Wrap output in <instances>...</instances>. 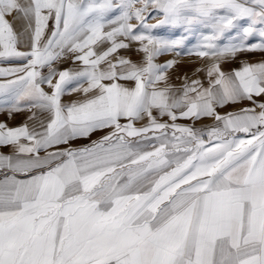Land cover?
I'll use <instances>...</instances> for the list:
<instances>
[{"label":"snow or ice","instance_id":"obj_1","mask_svg":"<svg viewBox=\"0 0 264 264\" xmlns=\"http://www.w3.org/2000/svg\"><path fill=\"white\" fill-rule=\"evenodd\" d=\"M169 52L207 64L158 88ZM245 52L264 0H0V113L28 114L0 122V264H264V60L222 67Z\"/></svg>","mask_w":264,"mask_h":264},{"label":"rangeland","instance_id":"obj_2","mask_svg":"<svg viewBox=\"0 0 264 264\" xmlns=\"http://www.w3.org/2000/svg\"><path fill=\"white\" fill-rule=\"evenodd\" d=\"M11 20V17H9ZM149 23H155V20H149ZM51 23V22H50ZM135 23V22H134ZM20 25H17V29H19ZM157 34L160 35H168L170 34V30L164 31L161 30ZM193 43H195V38H193ZM119 55L121 56H126L129 57L133 62H138L140 60L141 54L135 53V51L132 52H127L124 50H121L119 52ZM176 60V64L173 68L169 69L167 73V84L165 83H160L157 85L158 88H164V87H171L173 90L179 89L181 84L183 83V80L185 77H188L189 79H194L197 78L194 73L197 68L204 67L207 64L206 60H201L198 57L192 55H188L187 53H182L180 55H177L176 53H166L163 56H160L157 58L156 62L159 64H163L167 60ZM235 61L238 62L239 64L243 63H255L259 62L261 60H264V52H245L242 54H238V56L235 59H232L230 61ZM7 66V65H4ZM61 69L63 68H69V67H79V65H73L70 61L66 63H62L59 65ZM232 67L230 66L229 69ZM225 71H230L227 70V68H223ZM233 70V69H231ZM44 72H47V69L44 70ZM199 78L204 79L203 73L198 74ZM86 86V85H85ZM45 90H47V85H44ZM85 99V97L82 95L80 92H72L69 94H66L64 97H62V102L67 104L71 103L74 101H82ZM249 106L246 102L243 104H236V105H229L225 108L218 109L222 114L225 112H234V111H239L242 107H247ZM27 113L24 114H16L12 118H8L6 113H0V122H6L9 127H16L24 123L25 117L27 116ZM167 119V118H164ZM124 121H122L123 123ZM140 123L138 122L137 126H140ZM177 123L181 125H187V126H192L193 121L187 120V119H180L177 121ZM213 121L210 118H203L200 121L195 122L196 127H202L205 125H211ZM104 132H96L91 136V140H96L98 139L101 135H103ZM89 139H78L74 142H72V147H80L86 144H89L91 142ZM0 151H3L5 153L9 152L8 148H3L0 149Z\"/></svg>","mask_w":264,"mask_h":264},{"label":"crops","instance_id":"obj_3","mask_svg":"<svg viewBox=\"0 0 264 264\" xmlns=\"http://www.w3.org/2000/svg\"><path fill=\"white\" fill-rule=\"evenodd\" d=\"M244 64V63H243ZM232 67L231 69H238L242 66V64H239L238 62L233 61H228L227 63L223 64L222 67L227 68V70H231L229 69V67ZM247 103V102H246ZM248 104V103H247Z\"/></svg>","mask_w":264,"mask_h":264}]
</instances>
